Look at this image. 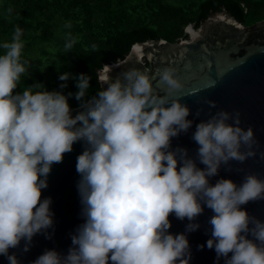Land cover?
Returning <instances> with one entry per match:
<instances>
[{
	"label": "clouds",
	"instance_id": "obj_1",
	"mask_svg": "<svg viewBox=\"0 0 264 264\" xmlns=\"http://www.w3.org/2000/svg\"><path fill=\"white\" fill-rule=\"evenodd\" d=\"M11 12L9 7L7 15ZM64 27L71 29V22ZM23 35L17 26L11 42L0 45L5 50L0 55V256L20 264L10 249L23 242V251H29L37 234L51 239L52 200L42 198V190L53 164L83 141L76 171L84 222L71 235L67 255L46 250L32 264H190L186 233L201 227L195 221L205 207L213 213L207 248L215 250L217 260L264 264V220L243 207L264 201V179L249 173L240 183L225 178L211 183L222 167L230 171L233 161L257 156L256 133L241 126L240 111L221 110L195 123L191 108L176 95L185 87L179 70L169 66L159 74L163 95L138 68L115 78L98 74L101 88L92 97L91 76L61 74V81H77L74 95L82 111L73 116V93L47 91L40 83L15 91L31 68L22 59ZM64 39L69 53L77 38L69 31ZM194 124L192 157L172 142ZM172 215L189 221L185 233L169 231Z\"/></svg>",
	"mask_w": 264,
	"mask_h": 264
},
{
	"label": "water",
	"instance_id": "obj_2",
	"mask_svg": "<svg viewBox=\"0 0 264 264\" xmlns=\"http://www.w3.org/2000/svg\"><path fill=\"white\" fill-rule=\"evenodd\" d=\"M186 33L187 39L177 43L163 38L135 43L124 59L104 64L97 74L115 78L124 70L138 68L150 76L156 90L163 95L160 70L169 66L177 68L185 87L176 95L181 96L182 102L191 108L189 119L199 123L210 119L218 111L238 110L241 113V126L245 129L253 127L256 133L257 156L242 164L233 161L230 171L222 167L219 176L212 178L211 183L215 184L220 178L240 183L249 173L264 179V159L260 157V153H264V20L245 25L222 8L211 11L199 27L189 25ZM209 101H215L216 106L212 107ZM79 111H82L80 105L73 107V116ZM194 130L195 124L188 134L174 138L173 148H188L189 155L195 157L197 145L191 139ZM84 150V142H76L73 150L64 155L63 162L53 164L48 187L42 190V198L50 197L52 200L54 226L48 229L51 239L37 234L29 251H23V242L20 247L10 249V254L17 255L20 264H32L46 250L67 255L72 247L71 235L84 222L77 189L80 175L76 171L77 157ZM243 207L251 215L264 220V201ZM212 215L211 210L205 207L204 213L195 221L201 227L186 233L190 242V264H224L223 258L217 260L214 249L207 248V240L211 238L208 220ZM169 219L172 234L186 232L187 219L181 221L174 215ZM200 245H204L203 249ZM0 264H9V261L5 256H0Z\"/></svg>",
	"mask_w": 264,
	"mask_h": 264
},
{
	"label": "rangeland",
	"instance_id": "obj_3",
	"mask_svg": "<svg viewBox=\"0 0 264 264\" xmlns=\"http://www.w3.org/2000/svg\"><path fill=\"white\" fill-rule=\"evenodd\" d=\"M87 1L88 6L74 0H0V45L11 42L15 28L21 27L24 29L22 40L25 43L22 59L31 63L29 75H22L16 92L40 83L47 91H59L65 95L73 93L69 97V104L76 107L80 101L74 95L78 92L75 79H59L63 73L72 74L70 52H64L67 32L70 31L77 38L73 48L78 45L89 47L92 45L91 38L104 39L123 28L142 26L165 8L187 9L197 7L205 0ZM9 7L12 12L7 15ZM263 20L264 13L254 15L248 25ZM67 22H71V29L64 27ZM4 53L5 50L0 47V55ZM65 83L67 87L61 88ZM98 91L89 89L88 96H95Z\"/></svg>",
	"mask_w": 264,
	"mask_h": 264
},
{
	"label": "trees",
	"instance_id": "obj_4",
	"mask_svg": "<svg viewBox=\"0 0 264 264\" xmlns=\"http://www.w3.org/2000/svg\"><path fill=\"white\" fill-rule=\"evenodd\" d=\"M74 1L88 6L87 0ZM222 8H226L240 22L248 25L254 15L264 13V0L260 2L255 0H205L197 7L165 8L153 20L142 26L123 28L104 39L91 38L92 45L89 47L80 45L74 47L70 52L72 74L74 77L80 74L91 76L89 89L100 90L97 70L102 69L104 64L116 62L119 58L124 59L133 44L162 38L171 43L187 39L186 28L189 25L199 27L211 11H220ZM93 45L96 46L95 50L92 48ZM74 83H77L76 79ZM79 105L80 102L76 104V106Z\"/></svg>",
	"mask_w": 264,
	"mask_h": 264
}]
</instances>
